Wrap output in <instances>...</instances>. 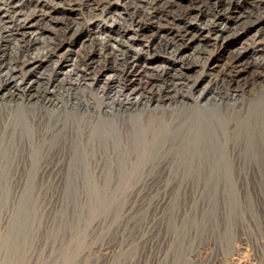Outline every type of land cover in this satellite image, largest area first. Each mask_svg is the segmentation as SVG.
I'll list each match as a JSON object with an SVG mask.
<instances>
[{"label": "bare ground", "instance_id": "bare-ground-1", "mask_svg": "<svg viewBox=\"0 0 264 264\" xmlns=\"http://www.w3.org/2000/svg\"><path fill=\"white\" fill-rule=\"evenodd\" d=\"M89 2L0 0V39L7 44L37 43L45 33L41 23L56 21L65 6L70 13L85 6L92 19L81 30L64 18L65 24L55 22L65 30L54 31L51 46L33 56L29 43L16 62L28 78L15 80L19 70L9 67L12 77L0 82V183L19 186L30 169L53 173L58 185L261 183L264 0H142L143 16L131 17L125 30L110 3ZM211 2L217 7L205 9ZM245 2L249 11L240 12ZM226 42L237 47L215 55ZM12 48L6 47L9 58ZM52 59L54 80L43 84L36 71ZM69 62L94 83H111L114 73L125 81L112 107L79 101V110L63 102L50 86L65 80ZM68 129L75 137L66 136ZM149 164L155 174L142 178Z\"/></svg>", "mask_w": 264, "mask_h": 264}, {"label": "rangeland", "instance_id": "rangeland-1", "mask_svg": "<svg viewBox=\"0 0 264 264\" xmlns=\"http://www.w3.org/2000/svg\"><path fill=\"white\" fill-rule=\"evenodd\" d=\"M98 1L110 3L114 19V13H122L123 20H117L123 30L131 17L141 18L145 11L142 0H90L89 4ZM211 3L205 9L217 7ZM238 7L240 12L249 11L246 2ZM62 9L65 11L53 15L56 21L41 23L45 33L37 43L25 39L8 45L0 39V82L12 77L13 67L19 70L13 75L15 80L28 78L16 62L29 43L33 44V56H40L51 46L54 31L65 30L57 28L55 22L65 24L64 18L72 30H81L92 21L85 6L71 13L66 6ZM10 45L13 52L9 58L6 47ZM236 47V43L226 42L213 51L221 56ZM56 60L37 70L35 78L43 84L53 81ZM249 61L254 63L256 56H250ZM68 65L61 71L66 73L65 80L50 87L61 93L69 108L84 109L79 101L112 107L125 84L118 74L109 75L111 83H94L92 77L83 78L72 62ZM194 71L199 67L189 74L195 75ZM182 91L187 92V87ZM42 115L44 125L47 118ZM71 132L68 129L66 136L75 137ZM81 135L85 144V134ZM149 168L140 173L142 178L155 174ZM26 172L28 180L19 186L0 183V264H264V173L259 184L230 181L184 187L115 181L99 186L58 185L53 182V173ZM236 175L232 173L233 178Z\"/></svg>", "mask_w": 264, "mask_h": 264}]
</instances>
